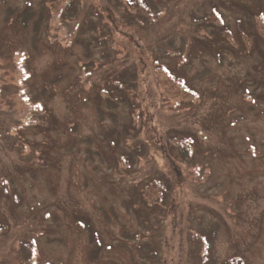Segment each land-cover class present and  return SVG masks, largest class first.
<instances>
[{
	"label": "rangeland",
	"instance_id": "374dc122",
	"mask_svg": "<svg viewBox=\"0 0 264 264\" xmlns=\"http://www.w3.org/2000/svg\"><path fill=\"white\" fill-rule=\"evenodd\" d=\"M259 14L0 0V264H264Z\"/></svg>",
	"mask_w": 264,
	"mask_h": 264
},
{
	"label": "trees",
	"instance_id": "16d2710c",
	"mask_svg": "<svg viewBox=\"0 0 264 264\" xmlns=\"http://www.w3.org/2000/svg\"><path fill=\"white\" fill-rule=\"evenodd\" d=\"M49 9L54 11L55 9L58 8H55L50 4ZM256 18L257 19L255 20L254 23V29H255L254 32H247V33L243 32V39L247 44L248 48L252 50L254 49L259 50L258 48L259 43L264 45V16L259 14L257 15ZM224 31L229 32L228 29L226 28H224L221 32ZM262 54H263L262 60L258 66L259 68H264V52ZM163 70H164L163 73L165 75H168L169 77L172 76L178 81L177 76H173L167 69H163ZM178 83L182 84L180 81H178ZM167 148H168L167 155L171 159H177L180 161H188L189 159H192V152L190 149L189 142L186 138L180 136L171 137L167 141ZM150 188H153V186ZM149 191H151V189ZM231 262H233L232 264H236V263L241 264L239 257L237 256L232 257Z\"/></svg>",
	"mask_w": 264,
	"mask_h": 264
}]
</instances>
